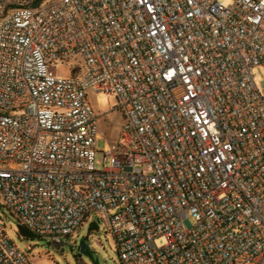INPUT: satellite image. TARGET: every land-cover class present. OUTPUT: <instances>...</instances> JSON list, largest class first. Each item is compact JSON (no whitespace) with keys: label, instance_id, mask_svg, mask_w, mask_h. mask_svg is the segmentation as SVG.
I'll use <instances>...</instances> for the list:
<instances>
[{"label":"built area","instance_id":"built-area-1","mask_svg":"<svg viewBox=\"0 0 264 264\" xmlns=\"http://www.w3.org/2000/svg\"><path fill=\"white\" fill-rule=\"evenodd\" d=\"M262 63L264 0H0L4 206L45 239L94 214L120 264H264ZM87 92L123 116L102 170ZM0 264H33L2 228Z\"/></svg>","mask_w":264,"mask_h":264},{"label":"rangeland","instance_id":"rangeland-1","mask_svg":"<svg viewBox=\"0 0 264 264\" xmlns=\"http://www.w3.org/2000/svg\"><path fill=\"white\" fill-rule=\"evenodd\" d=\"M227 4L231 0H221ZM58 74L69 73L65 65L57 67ZM258 90L264 93V63L252 70ZM87 99L98 116L97 138L95 140L94 166L97 170L109 167V158L103 152L119 140V130L122 124V113L115 109L116 99L102 92H87ZM18 220L4 206L0 197V228L13 242L15 247L28 257L33 264H120L115 241L102 221H97L96 215H91L70 236H62L65 243L51 245L49 239L40 237H23L18 235ZM95 224V228L89 227ZM84 245L83 252L78 247ZM157 245L165 243L164 237L155 239Z\"/></svg>","mask_w":264,"mask_h":264},{"label":"trees","instance_id":"trees-1","mask_svg":"<svg viewBox=\"0 0 264 264\" xmlns=\"http://www.w3.org/2000/svg\"><path fill=\"white\" fill-rule=\"evenodd\" d=\"M18 227V235L19 236H23V237H36L37 235L33 234L32 232H30L24 225L18 223L17 224ZM95 228V224H92L89 229H93Z\"/></svg>","mask_w":264,"mask_h":264},{"label":"water","instance_id":"water-1","mask_svg":"<svg viewBox=\"0 0 264 264\" xmlns=\"http://www.w3.org/2000/svg\"><path fill=\"white\" fill-rule=\"evenodd\" d=\"M49 243H50L51 245H55V244L65 243V242H64V240H61L60 238L54 237V238H50V239H49ZM84 245H85V244H83V243L80 245V251H81V252H83Z\"/></svg>","mask_w":264,"mask_h":264},{"label":"flooded vegetation","instance_id":"flooded-vegetation-1","mask_svg":"<svg viewBox=\"0 0 264 264\" xmlns=\"http://www.w3.org/2000/svg\"><path fill=\"white\" fill-rule=\"evenodd\" d=\"M81 244H82V242H79L78 247H80Z\"/></svg>","mask_w":264,"mask_h":264}]
</instances>
